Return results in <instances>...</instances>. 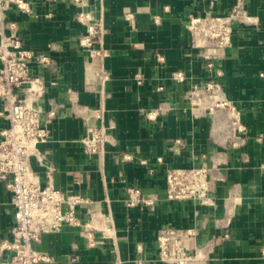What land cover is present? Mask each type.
<instances>
[{"label": "crops", "instance_id": "obj_1", "mask_svg": "<svg viewBox=\"0 0 264 264\" xmlns=\"http://www.w3.org/2000/svg\"><path fill=\"white\" fill-rule=\"evenodd\" d=\"M22 1L26 8L0 2V21L15 23L32 51L30 74L44 84L48 138L40 144L44 163L33 156V168L43 185L50 179L94 200L78 207L82 222L99 206L110 218L99 225L114 224L113 235L96 232L94 246L79 226L43 234L37 244L47 259L38 264H167L156 243L167 225L192 229L194 264H264V0H242L252 21L234 24L225 48L195 46L185 24L211 2L226 14L238 0H85L105 22V55L80 43L82 6ZM206 83L217 88L192 102L191 91ZM9 125L0 114V130ZM92 126L106 130L103 152L90 153L81 141ZM201 165L210 170L211 201L169 199L166 169ZM130 186L148 201L128 206ZM15 210L0 182V242Z\"/></svg>", "mask_w": 264, "mask_h": 264}, {"label": "built area", "instance_id": "obj_2", "mask_svg": "<svg viewBox=\"0 0 264 264\" xmlns=\"http://www.w3.org/2000/svg\"><path fill=\"white\" fill-rule=\"evenodd\" d=\"M71 1L82 6L77 19L87 26V32L80 39L81 45L90 55H105V22L102 18L95 19L83 7L85 0ZM0 2L2 7L13 2L26 8L22 0ZM131 17L128 15L126 18ZM252 18L242 0H238L226 14L215 13L211 2L203 14L189 15L185 26L195 46L225 48L232 44L234 24L252 21ZM31 58L32 51L17 33L15 23L0 21V100L7 103L6 110L0 111V114L10 121L8 127L0 130V182L12 192V203L16 208L11 233L0 242V254L4 255L0 264H38L46 260L37 243L43 234L61 231L65 226H79L89 246L98 243L97 231L102 233L103 238L114 234L111 221L109 225H99V222L110 220L109 214L99 206L90 210L89 220L82 222L80 219L78 207L94 202L92 198L56 187L50 179L43 185L33 168V156L44 163L40 144L47 140L48 129L42 123L43 110L39 104L44 84L41 78L31 76ZM102 74L105 80L107 75L104 71ZM260 75L264 78V71ZM177 76L182 77V74ZM216 88L213 83L196 85L191 91V101H197L204 91L214 92ZM89 132L81 139L85 149L90 153L103 152L108 141L105 128L92 126ZM179 146L180 141L176 140L172 149L177 151ZM165 180L169 199L211 201L212 178L209 168L204 165L168 167ZM142 201L148 200L141 189L130 186L127 189V205L136 206ZM193 235L192 229L170 225L161 227L156 238L160 260L167 264L196 263L200 253L190 250L189 241ZM262 250L264 252V248ZM136 264L144 263L138 260Z\"/></svg>", "mask_w": 264, "mask_h": 264}]
</instances>
